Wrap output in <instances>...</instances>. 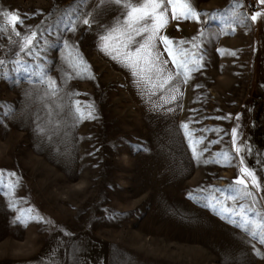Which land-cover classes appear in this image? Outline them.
Wrapping results in <instances>:
<instances>
[{"label":"rangeland","instance_id":"374dc122","mask_svg":"<svg viewBox=\"0 0 264 264\" xmlns=\"http://www.w3.org/2000/svg\"><path fill=\"white\" fill-rule=\"evenodd\" d=\"M246 2L169 6L172 79L146 89L99 47L122 6L0 0L23 21L0 19V264H264V3Z\"/></svg>","mask_w":264,"mask_h":264},{"label":"snow or ice","instance_id":"6c2138e0","mask_svg":"<svg viewBox=\"0 0 264 264\" xmlns=\"http://www.w3.org/2000/svg\"><path fill=\"white\" fill-rule=\"evenodd\" d=\"M99 6L103 7L108 4H115L122 6L126 10V15L122 13V16L114 26H109L104 35L100 36L101 44L99 45L100 50L106 55L111 56L112 59L119 61L124 67L131 70V74L137 78L138 84L146 89L155 87L153 80H159L160 87L166 85L171 79V75L165 76L166 69L163 64L168 63V61L161 62L160 52L156 48L155 41L160 39L167 46L172 44V41L168 37H159L158 32L168 20V7L171 6L172 14L171 19H189L196 18L199 13L196 12L191 0H98ZM86 3V0H80V4ZM264 3V0H261ZM256 14L251 17L253 21L257 19ZM11 30L15 32V26L17 24H22L23 21L19 18V13H10L0 11V19H5ZM95 21V16L92 20L83 19L82 23L84 25H90V23ZM74 21L70 20L69 23ZM5 30L4 25H0V31ZM73 30H75L73 28ZM17 36L20 33L15 32ZM35 33L32 36H25L24 45L21 51L30 49L34 45ZM137 38H140L139 40ZM183 43V42H181ZM196 47V45H194ZM170 61L177 68H183L185 72L195 70V66L198 65L199 61L197 59H192L191 56H195V53H189V50L183 48H177L175 51L171 47H166ZM189 62L193 65L189 68ZM19 63V62H18ZM4 61H0V68H3ZM23 66L21 65V68ZM17 68L16 70H21ZM41 81H43L44 74H39ZM50 87L55 91L54 86L51 81H49ZM150 95H155V92H150ZM68 115L73 118H83V112L81 109L77 108L75 111H70ZM91 111L89 116H91ZM186 127V126H184ZM38 131L42 135L46 134L48 131H52L55 134V128L39 127ZM233 142L235 143L236 129L233 128ZM237 152L241 149L237 148ZM193 153L195 155L196 149L193 148ZM242 173H245L248 177H251L252 186L260 187L256 183V175L247 169H241ZM237 184L244 185L245 181L243 179H238ZM245 196H251L250 191L244 192ZM242 209L243 205H239ZM225 211L229 209L225 208ZM234 212V209L232 210ZM240 226V225H238ZM264 228V226H262ZM254 238L257 237V232L250 233ZM259 241L264 244V231L259 233Z\"/></svg>","mask_w":264,"mask_h":264},{"label":"built area","instance_id":"2783aa9c","mask_svg":"<svg viewBox=\"0 0 264 264\" xmlns=\"http://www.w3.org/2000/svg\"><path fill=\"white\" fill-rule=\"evenodd\" d=\"M246 5L248 8L253 9L257 6V0H247Z\"/></svg>","mask_w":264,"mask_h":264},{"label":"trees","instance_id":"16d2710c","mask_svg":"<svg viewBox=\"0 0 264 264\" xmlns=\"http://www.w3.org/2000/svg\"><path fill=\"white\" fill-rule=\"evenodd\" d=\"M256 8V7H255ZM255 8H253V9H255Z\"/></svg>","mask_w":264,"mask_h":264}]
</instances>
